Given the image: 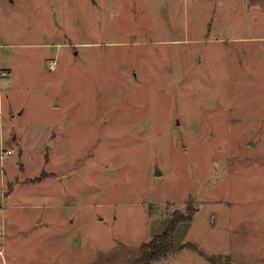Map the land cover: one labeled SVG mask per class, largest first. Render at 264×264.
<instances>
[{"label":"rangeland","instance_id":"1","mask_svg":"<svg viewBox=\"0 0 264 264\" xmlns=\"http://www.w3.org/2000/svg\"><path fill=\"white\" fill-rule=\"evenodd\" d=\"M255 3L0 0V264H264Z\"/></svg>","mask_w":264,"mask_h":264},{"label":"trees","instance_id":"2","mask_svg":"<svg viewBox=\"0 0 264 264\" xmlns=\"http://www.w3.org/2000/svg\"><path fill=\"white\" fill-rule=\"evenodd\" d=\"M184 220V218L173 217L171 223L169 224L168 228L163 232V234L153 240L149 245H147V249L150 252V256L152 257V259H156V257L167 253V245L170 248H173V250L175 249V246L173 244L174 233L176 231L178 222H182ZM188 220H191V218H188Z\"/></svg>","mask_w":264,"mask_h":264},{"label":"built area","instance_id":"3","mask_svg":"<svg viewBox=\"0 0 264 264\" xmlns=\"http://www.w3.org/2000/svg\"><path fill=\"white\" fill-rule=\"evenodd\" d=\"M13 153L12 150H7L5 153L3 152V156L2 158L5 156V155H11Z\"/></svg>","mask_w":264,"mask_h":264},{"label":"water","instance_id":"4","mask_svg":"<svg viewBox=\"0 0 264 264\" xmlns=\"http://www.w3.org/2000/svg\"><path fill=\"white\" fill-rule=\"evenodd\" d=\"M254 1H259V0H254ZM161 172L159 171V169H156V174L159 175Z\"/></svg>","mask_w":264,"mask_h":264},{"label":"crops","instance_id":"5","mask_svg":"<svg viewBox=\"0 0 264 264\" xmlns=\"http://www.w3.org/2000/svg\"><path fill=\"white\" fill-rule=\"evenodd\" d=\"M200 1V0H199ZM254 3H255V1H254ZM250 4V3H249ZM256 4V3H255ZM237 42H239V43H242L239 39H238V41Z\"/></svg>","mask_w":264,"mask_h":264}]
</instances>
